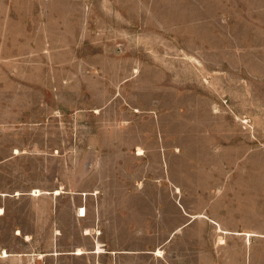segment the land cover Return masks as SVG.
I'll return each mask as SVG.
<instances>
[{
	"label": "rangeland",
	"instance_id": "rangeland-1",
	"mask_svg": "<svg viewBox=\"0 0 264 264\" xmlns=\"http://www.w3.org/2000/svg\"><path fill=\"white\" fill-rule=\"evenodd\" d=\"M0 16L16 18L19 36L35 21L38 72L51 75L35 92H5V139L26 154L5 167L22 186L94 170L90 140L102 159L109 139L127 155L180 142L197 163L259 180L264 220V0H0Z\"/></svg>",
	"mask_w": 264,
	"mask_h": 264
},
{
	"label": "crops",
	"instance_id": "crops-1",
	"mask_svg": "<svg viewBox=\"0 0 264 264\" xmlns=\"http://www.w3.org/2000/svg\"><path fill=\"white\" fill-rule=\"evenodd\" d=\"M16 24L0 16V264H264L260 181L237 169L213 170L212 157L197 163L180 142L170 150L157 140L153 150L127 155L118 149L123 140L109 139L102 159L100 142L90 140L94 170H77L72 181L62 174L55 188L22 186L5 167L26 155L5 139V92L19 93L21 83L35 92L51 75L37 63L35 21L23 22L21 36L12 34ZM18 39L22 53L12 43ZM74 44L64 46L66 68L75 63ZM30 146H37L35 137ZM97 163L108 166L97 170Z\"/></svg>",
	"mask_w": 264,
	"mask_h": 264
},
{
	"label": "bare ground",
	"instance_id": "bare-ground-1",
	"mask_svg": "<svg viewBox=\"0 0 264 264\" xmlns=\"http://www.w3.org/2000/svg\"><path fill=\"white\" fill-rule=\"evenodd\" d=\"M35 193H38V194H40V189H36L35 190ZM56 193H59V191H56ZM0 210H1V208H0ZM2 211V210H1ZM82 211H83V213L85 214V208H82ZM82 213V214H83ZM2 214V213H1ZM19 232V231H18ZM248 235V234H247ZM223 242V241H222ZM82 250V249H81ZM101 250V249H100ZM78 251H80V249L78 248ZM2 253H4L3 255H7V250H4V252H2Z\"/></svg>",
	"mask_w": 264,
	"mask_h": 264
}]
</instances>
